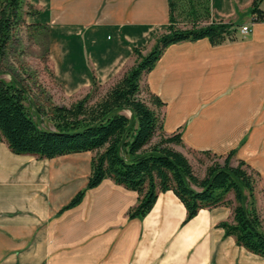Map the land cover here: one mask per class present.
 I'll return each mask as SVG.
<instances>
[{"label": "crops", "instance_id": "obj_1", "mask_svg": "<svg viewBox=\"0 0 264 264\" xmlns=\"http://www.w3.org/2000/svg\"><path fill=\"white\" fill-rule=\"evenodd\" d=\"M29 1L43 8L31 17L35 22L53 24V68L69 95L89 90L94 78L104 84L121 76L135 63L134 48H151L170 22L169 0ZM211 11L215 20L233 24L236 38L171 44L142 86L165 102L163 127L182 132L178 149L235 150L233 164L244 159L261 173L264 188V21L253 20L252 0H211ZM243 25L250 27L246 34ZM88 153L37 158L16 154L0 141V228L8 238L0 249H22L19 256L7 252L1 264H264V256L239 245L219 225L231 217V207L202 208L185 223V205L167 190L143 219L127 218L137 193L132 190L127 204L126 187L111 178L88 189L65 213L83 210L86 197L92 204L117 197L126 216L87 227L79 244L68 241L69 226L45 223L87 183L91 154L87 168L78 157ZM96 205L85 213L94 214Z\"/></svg>", "mask_w": 264, "mask_h": 264}, {"label": "trees", "instance_id": "obj_2", "mask_svg": "<svg viewBox=\"0 0 264 264\" xmlns=\"http://www.w3.org/2000/svg\"><path fill=\"white\" fill-rule=\"evenodd\" d=\"M169 10L170 22L155 37L151 49L135 47V63L103 95L92 101L100 85L94 78L89 92L70 105L35 102L34 116L26 105L29 95L24 80L1 63L22 27L44 29L46 35L48 28L28 21L41 13L32 2L0 0V141L16 154L37 158L92 153L86 186L59 212L81 203L86 191L106 178L137 193V203L127 212L129 218H144L159 193L172 190L186 207L185 223L202 208L231 207V217L219 222L225 235L264 256L263 218L256 204L261 173L244 159L233 164L235 150L227 154L203 150L223 161H213L200 176L189 157L176 147L184 145L182 132L164 130L161 108L165 102L142 86L143 76L171 44L201 38L220 44L235 39L236 29L212 17L211 0H169ZM252 11L255 22L264 21V0H252ZM183 20L188 24L181 25ZM5 73L10 74L9 80L3 77Z\"/></svg>", "mask_w": 264, "mask_h": 264}, {"label": "rangeland", "instance_id": "obj_3", "mask_svg": "<svg viewBox=\"0 0 264 264\" xmlns=\"http://www.w3.org/2000/svg\"><path fill=\"white\" fill-rule=\"evenodd\" d=\"M35 6L40 11L43 10L42 6ZM31 17L33 16L28 17V21L35 22ZM186 22L189 21H181V25L188 24ZM42 24H45L47 26L48 35H46L44 29L37 30L34 28L27 29L26 27H22L17 39H15L9 45V48L7 49L5 54V59H3L1 63L4 69H10L12 72L18 75V77L24 80L29 95L26 100V105L30 113H32L34 116H36V110L34 107L35 102L39 104L59 103L70 105L76 99L85 96L90 90H85L84 88L73 95H69L68 93H66V91L64 90L63 81L59 80L55 75L53 61L51 59V52L53 49L52 47L54 46V42L51 41V26L53 24L49 21L42 22ZM145 49H147L148 51L151 48L146 46ZM3 77L9 80L10 74L5 73ZM115 80L116 79H114L112 82H114ZM112 82L100 84L96 91L93 92L92 101H95L97 98L103 95ZM173 113H175V111H173ZM89 154H91L92 156V153L90 152L88 153V155L85 154L78 157L79 162H81V166L85 165L86 168L88 167L87 159L88 156H90ZM186 154L194 165L196 172L200 176H203L205 174L207 166L213 161H223V157L208 155L203 152L187 151ZM86 168L81 167L80 172H84ZM82 184L83 183L79 182V186H81ZM85 186L86 184L84 186H81V189ZM261 186L262 184L258 183V189L256 191V204L263 218L264 225V188L263 186ZM124 190L129 192L124 194V196L127 197L128 202L126 203L128 204L130 200L133 199L131 194V192L133 191L128 188H125ZM125 197L124 200L126 201ZM116 198L104 202L99 200L92 204V201L86 197V199L84 200L83 210L76 212L74 215H69L71 214V212L66 214L65 212L67 209H65L62 212H59L57 216L53 217L51 219L52 222L48 220L45 224L53 223L56 220V223L69 226V228L72 229V232L66 233V237H68L66 239L68 241L79 244L84 241V234L86 233L87 227H90L94 224L108 225L112 223L115 218H117L118 220H122L123 217L126 216V211H123L122 200H117ZM102 202L103 206H101L100 209L98 208L100 207L98 203ZM95 204H97V209H94V214H90L91 211L89 210L88 213L91 216L88 218V213H85V207L88 206L89 208H92L95 207ZM19 226L20 225L18 224L16 225V227L18 228ZM5 235V232L0 228V243H4L6 240H8V238H5ZM79 246L80 245H78V248ZM7 250L8 249H0V264L4 261L7 252L11 253V251H13V254L18 256L22 254L21 248L14 247V249L12 250Z\"/></svg>", "mask_w": 264, "mask_h": 264}, {"label": "built area", "instance_id": "obj_4", "mask_svg": "<svg viewBox=\"0 0 264 264\" xmlns=\"http://www.w3.org/2000/svg\"><path fill=\"white\" fill-rule=\"evenodd\" d=\"M248 31H250V27L248 25L241 26V33L246 34Z\"/></svg>", "mask_w": 264, "mask_h": 264}]
</instances>
